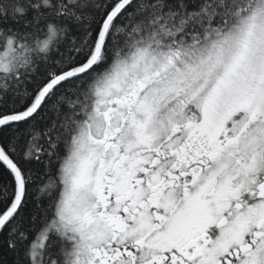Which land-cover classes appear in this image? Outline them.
I'll use <instances>...</instances> for the list:
<instances>
[{
  "label": "snow or ice",
  "instance_id": "obj_1",
  "mask_svg": "<svg viewBox=\"0 0 264 264\" xmlns=\"http://www.w3.org/2000/svg\"><path fill=\"white\" fill-rule=\"evenodd\" d=\"M0 264H264V0H0Z\"/></svg>",
  "mask_w": 264,
  "mask_h": 264
}]
</instances>
